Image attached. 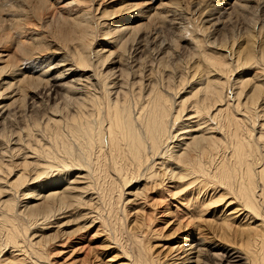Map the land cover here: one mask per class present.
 Here are the masks:
<instances>
[{
	"label": "bare ground",
	"instance_id": "6f19581e",
	"mask_svg": "<svg viewBox=\"0 0 264 264\" xmlns=\"http://www.w3.org/2000/svg\"><path fill=\"white\" fill-rule=\"evenodd\" d=\"M209 1L186 26L182 0H0V264H54L70 223L98 222L134 264H264V0ZM152 192L235 206L208 230L236 249L185 238L161 261L127 223Z\"/></svg>",
	"mask_w": 264,
	"mask_h": 264
},
{
	"label": "rangeland",
	"instance_id": "374dc122",
	"mask_svg": "<svg viewBox=\"0 0 264 264\" xmlns=\"http://www.w3.org/2000/svg\"><path fill=\"white\" fill-rule=\"evenodd\" d=\"M148 1H152L153 4L159 5L160 3H163V4L167 3L169 0H148ZM197 1L196 0H194V1L193 0L192 1L191 0H182V9H181V12L179 14L184 18L183 19L184 25L189 24V23L196 24L197 21H196L195 17L197 16V13L194 12L193 5L201 3V1H203V0H199L198 2ZM186 3H187V5H186ZM202 4H204V7L207 4L214 6L213 2H210L209 0H204V2H202ZM108 6H110V5H108ZM183 8H185L186 10ZM159 10L162 11L165 9L163 7H160ZM259 14L260 13H256L253 16V13L250 12V14L247 13V15L245 13L244 16L249 17L248 18L249 21L251 20V22H252V20H253V22H254V21L258 20L259 19L258 17H260V16H261L260 19L261 18L263 19V15L262 14L259 15ZM187 15H189V17ZM240 16L242 17L243 15H239L238 17L240 18ZM246 17L240 18V19H242V21L244 20L245 24L243 22H241L239 19H237V16L232 17L230 19L231 23H229L230 21H228V23H225L224 28L222 27L223 29L221 28V29L217 30L220 34H218V32L216 31L215 33H217L218 35L215 34L214 36H216V37L220 36L223 40V37H224L223 35L225 34V38L227 36H229L226 38L229 41L230 40L229 38H231V36H235V35L238 36V34L240 35L241 33H243L245 31V29L247 31L248 29H247V26H245V25L247 23L249 25H252V24H250L251 22H249V21H247V22L245 21ZM191 18L193 20H191ZM254 18H255V20H254ZM256 18H258V19H256ZM236 19L238 22L235 21ZM138 20L139 19H137L135 21V23L138 22ZM194 20H195V22H194ZM232 20L237 22L239 26L237 25V23L234 25V22ZM192 21H193V23H192ZM239 22H240V24H239ZM233 25H234V28L232 27ZM186 26H188V25H186ZM235 26H236V28H235ZM220 27L221 26H218V28H220ZM237 27H239V29ZM241 27H244L242 31L240 30V29H242ZM213 28H211L210 30H212ZM175 30L176 29H169L168 27H164V28H161L159 35L161 36V38L164 37L162 39H164L166 41L169 38V40L172 41V44L174 41L175 42L177 41L176 39H178L179 40L178 44L177 43L176 44L178 45L177 49L179 51H177V52H180L179 53V54H181L180 56L183 59H185L193 53V51L191 52V50L193 48V47L191 48L192 44L190 46V44L188 42V41H190L189 32L185 33L186 39H184V38L180 39L179 38L180 37L179 31L176 30L177 31L176 32ZM231 30L232 31L234 30V31L232 32ZM141 31L139 33L143 34V31H145V30L143 29ZM173 31H174V33H173ZM238 31H239V33H238ZM62 32L66 33V30H63ZM62 32L59 35L60 37H62V35L64 34ZM68 34H70V33L68 32L67 34L63 35L62 38L68 39V37L70 36ZM172 34H173V36H172ZM65 36H67V37H65ZM165 37L166 38L168 37V38L165 39ZM175 37H177V38H175ZM220 37L218 39L221 40ZM174 38H175V40H171ZM225 38H224V40H225ZM170 41H168V42H170ZM188 53H190V55ZM107 66H108V64H106V66H104V68H106ZM164 193H163V195H164V197H163L161 195L157 196L155 193L152 192L151 195H148L149 198L147 197V201L142 200L144 203L141 202V200L140 201L138 200L140 203L139 202L137 203V201H136L137 204L133 203L134 204L133 205L131 203L127 207L128 211H129L128 216H127V223H128L129 228L136 226V225H139V223L141 224L143 218H146V222L149 225H151V226L148 225L149 227H152L150 232H148V230H146V232H147L146 242L148 243V247L151 248V252H153L154 255L156 254V256L158 255V257L161 261L163 260V261L170 262L171 261L170 258L172 256L170 255L169 250L171 251V249H172L171 247L174 245H177V242H181L184 245L185 244L184 241L187 238H190V240L193 242V244H194V242L199 243L197 247H202L203 249H206V250L208 249L209 251H212V252L215 250V249H212V247H219L220 248L223 246V247H226L227 249H230V248L236 249L234 246H236L237 244L234 243V245L231 246L232 241L226 242V241L218 240L217 238H212L213 234H210V231L208 230L211 228L210 226L213 223H214L213 225H215V223H216L214 221L215 219L218 220L217 224L220 222V217H219L220 215L222 217L230 215L229 218L230 219L233 218V220H234V227L237 226V224L240 222V218H241L238 216L241 213H240V211L236 212L237 208L235 206L229 205V204L224 205V203L221 202L220 205H218L219 207H217V213H215L216 210L215 211L214 210H212V211L208 210V211H203V212L198 210V214H196L195 211H193L195 213L191 212L192 213L191 214V213H189L190 210H186V206L183 202L181 203L180 200H176L168 192H164ZM165 196L167 198H165ZM200 197H201V195H200ZM202 198L206 199L207 194L204 197L202 196L201 199ZM224 209L225 210L227 209V211L223 214ZM196 215H197V219H196ZM212 215L213 216L215 215L214 217H216L213 219V221H212V218H213ZM143 216H145V217H143ZM151 216H152L153 220H152V218H150ZM189 220L191 223L189 222ZM151 222H153V224H151ZM75 224L76 223H70L68 226L70 228L73 226L71 229H74V230L72 231L71 234H74L75 231L78 230L77 233H75L74 235H71V234L65 235V236H67V239L62 237V240H60L61 239V237H60V238H58V240L56 239L57 242H55V244L53 243L54 244L53 246L51 244L49 257H50L52 263H54V264H134L132 262V260H130V259L128 260V258L124 257L125 255L122 254L120 249H118L111 242V240L109 239V236L103 231V229L101 227V223H99V222L93 223V225L87 226L85 228V230L77 228L79 225H78V223H77L78 226ZM208 225H210L209 226L210 228L208 227ZM144 228H146V227H144ZM146 229H148V228H146ZM153 233H155L157 235H153ZM228 243L229 244L231 243V244L229 245ZM219 252H221V250H219ZM206 253H208V251ZM202 257L203 258L204 257L209 258V256H207V255L206 256L203 255ZM211 260H214V259L211 258Z\"/></svg>",
	"mask_w": 264,
	"mask_h": 264
}]
</instances>
